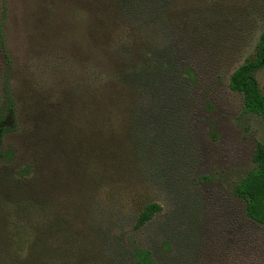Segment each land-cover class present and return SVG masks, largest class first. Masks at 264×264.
I'll use <instances>...</instances> for the list:
<instances>
[{
	"label": "rangeland",
	"instance_id": "rangeland-1",
	"mask_svg": "<svg viewBox=\"0 0 264 264\" xmlns=\"http://www.w3.org/2000/svg\"><path fill=\"white\" fill-rule=\"evenodd\" d=\"M115 2L0 0V114L14 106L12 129L0 136V264L15 258L20 236L31 240L57 218L96 242L102 262L119 264L124 248L141 246L160 264H205L217 240L233 264H264V226L233 195L255 168L264 122L246 114L242 95L229 88L264 32V0H146L149 16L165 5L163 21L153 24L145 6L131 22L120 19ZM149 46L154 59L166 56L159 48L178 46L176 63L173 55L169 61L175 78L189 83L176 123L166 132L152 128L149 137L168 140L172 154L166 169L147 159L150 173L126 157L123 99L107 100L116 72L152 61ZM184 66L193 67L197 85ZM257 77L264 94V70ZM149 201L163 212L136 231ZM51 230L45 261L55 263L59 235Z\"/></svg>",
	"mask_w": 264,
	"mask_h": 264
},
{
	"label": "trees",
	"instance_id": "trees-1",
	"mask_svg": "<svg viewBox=\"0 0 264 264\" xmlns=\"http://www.w3.org/2000/svg\"><path fill=\"white\" fill-rule=\"evenodd\" d=\"M162 1L165 3L167 0ZM146 5V0H116L114 3V7L119 10L120 19L131 22L132 19L136 18V15H139L140 12L138 11L142 13L145 6L144 14L142 13L145 15L144 20L148 19L150 24L157 23V21L161 23L164 19L162 15L165 5L161 6L157 13L151 10V16L147 12L150 9L148 10ZM162 9L163 12H161ZM140 20L142 18L138 17V22ZM2 40V31L0 29V46L3 45ZM177 47L159 48V51L164 50L162 55L166 53L163 59L159 57L154 59L153 51L156 48L147 47L144 51L151 53L152 61L142 59L140 60L142 64L135 63L130 66V69L116 72L108 85L109 98L107 100H109V104L122 98L126 107L127 118L125 124L127 135H129L127 137L126 157L131 159L132 154L136 157V161H131L133 165H137L136 162L138 161H144L140 166L148 173L150 171L145 168L147 159L159 162L166 169V161L170 160L169 155L172 154V148L168 140H160L158 134L156 139H151L152 136L149 137L152 128L158 124L161 125V128H165L158 133L166 132L170 129L177 121L173 117L174 111H176L180 100L183 101L184 96L189 91L187 88L189 83L187 81V83L180 82L174 75L176 73L174 70L178 68L172 62L176 63ZM172 55L174 58L171 59ZM170 59L172 62L169 61ZM165 61L169 62L167 66L162 65V62ZM262 70H264V32L260 35L253 58L247 59L240 65L231 74L229 80V88L243 97L245 113L256 115L264 122V94L257 77ZM183 72L192 83L197 85L196 72L193 67L184 66ZM168 101H170V104ZM13 112L14 106L10 104L7 117L0 114V136L5 135L12 129L8 122ZM55 122L57 124H54L55 127H60L64 123L58 119ZM144 132L146 136L141 135L139 138L133 136V133L140 134ZM2 155L5 157L11 154L6 152ZM253 163L255 168L234 187L233 195L244 202L247 218L254 224L264 226V141L257 144L253 154ZM151 176L153 175L151 174ZM204 179L208 178L201 177L202 182L205 181ZM162 212L163 207L161 204L154 201L147 202L135 221L134 230L140 231L144 229ZM78 216L79 214L76 215V220ZM65 224L66 221L63 218H57L55 221L47 223L32 238L33 240H28L27 236L26 238L20 236V240L17 243L19 247L17 254L7 264H112L108 261L102 262L101 259L94 258L95 252L98 251L96 242L90 241V239L76 230L72 232L71 228H68ZM51 228L53 230L56 228V233L59 235V239L55 242L57 247L53 249L55 257L52 259L55 263L47 262L48 260L50 261L49 254L51 251L49 249L53 245L49 235V233H53ZM229 229L232 230L231 228ZM236 232L231 234V236H235ZM224 246L222 242L220 244L217 243V240L216 242L212 241L204 263L233 264V252L229 249V246ZM130 248L129 251L124 248L126 254L123 261H119V264H160L152 249L141 246ZM163 248L165 250L170 247L168 244H164ZM25 249L27 250L24 251ZM46 254L47 257L45 256Z\"/></svg>",
	"mask_w": 264,
	"mask_h": 264
}]
</instances>
